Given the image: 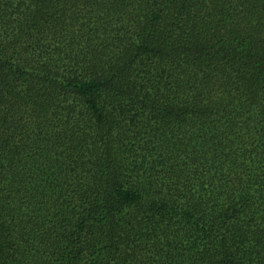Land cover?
Here are the masks:
<instances>
[{
  "label": "trees",
  "instance_id": "1",
  "mask_svg": "<svg viewBox=\"0 0 264 264\" xmlns=\"http://www.w3.org/2000/svg\"><path fill=\"white\" fill-rule=\"evenodd\" d=\"M0 264H264V0H0Z\"/></svg>",
  "mask_w": 264,
  "mask_h": 264
}]
</instances>
